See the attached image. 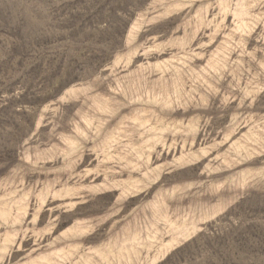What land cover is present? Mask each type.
Instances as JSON below:
<instances>
[{
	"label": "rangeland",
	"instance_id": "374dc122",
	"mask_svg": "<svg viewBox=\"0 0 264 264\" xmlns=\"http://www.w3.org/2000/svg\"><path fill=\"white\" fill-rule=\"evenodd\" d=\"M0 264H264V0H0Z\"/></svg>",
	"mask_w": 264,
	"mask_h": 264
}]
</instances>
